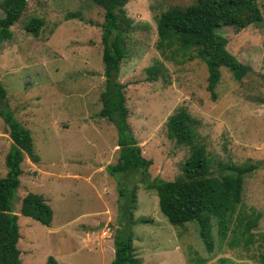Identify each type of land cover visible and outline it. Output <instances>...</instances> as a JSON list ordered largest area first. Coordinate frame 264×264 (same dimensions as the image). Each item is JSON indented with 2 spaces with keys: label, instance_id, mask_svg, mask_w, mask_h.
Listing matches in <instances>:
<instances>
[{
  "label": "rangeland",
  "instance_id": "374dc122",
  "mask_svg": "<svg viewBox=\"0 0 264 264\" xmlns=\"http://www.w3.org/2000/svg\"><path fill=\"white\" fill-rule=\"evenodd\" d=\"M195 0H129L124 6L132 18L125 33L127 58L118 80L125 88L128 122L141 154L151 164L150 179L173 180L182 174L189 146L178 144L167 133V118L185 106L196 122L195 142L205 146L213 164L256 163L243 179L242 201L221 239L212 222V249L198 235L195 221L172 225L162 214L153 189L138 183L133 226L135 254L140 264H261L264 248V0H256L262 21L243 29L221 26L227 49L250 71L240 80L220 67L215 100L206 89L205 63L188 59L177 45L160 50L156 24L170 7L185 8ZM79 11L80 17L65 18ZM44 24L39 36L27 32L31 17ZM103 9L92 0H28L12 38L0 43V82L15 119L32 134L40 156L33 163L26 155L19 176L17 199V247L23 264H46L53 256L58 264H109L114 256L113 229L118 227V186L131 182L132 174H111L108 165L118 159L117 132L106 118L97 117L104 86L101 44ZM186 52V53H185ZM159 62L161 73L148 81L145 68ZM25 110L26 113H25ZM11 139L0 117V177L6 173L5 155ZM67 174H75L69 176ZM139 182L138 178L135 183ZM43 193L53 210V226L79 229L64 233L49 229L19 213V198L26 192ZM252 209L262 212L252 229L255 241L244 244L238 217ZM104 223L97 230L96 220ZM30 220V221H26Z\"/></svg>",
  "mask_w": 264,
  "mask_h": 264
},
{
  "label": "trees",
  "instance_id": "16d2710c",
  "mask_svg": "<svg viewBox=\"0 0 264 264\" xmlns=\"http://www.w3.org/2000/svg\"><path fill=\"white\" fill-rule=\"evenodd\" d=\"M28 0H0V43L12 38L11 27L24 11ZM103 9L101 44L104 64V86L100 92L101 107L97 117L108 119L116 128L118 159L108 165L111 174H133L131 182L121 181L118 186V227L113 229L114 257L110 264H140L135 254L133 226L137 222L134 211L137 207L138 183L153 189L158 198L162 214L172 225H183L195 221L198 235L208 250L212 249V221H216L217 233L221 239L227 236L230 219L242 201L243 179L255 170L256 163L235 164L218 162L216 172L204 145L195 142L196 133L185 106H178L167 118L166 128L170 137L178 144L189 146V155L182 165V174L173 180L150 179L148 168L151 161L141 154L128 122L125 88L127 83L118 80L122 61L127 58L125 33L131 27L132 18L125 13L129 0H92ZM80 12H67L65 18L80 17ZM263 19L256 0H195L185 8L170 7L158 16L156 31L158 49H185L188 59H201L207 69L206 89L215 100L220 79V67H226L232 76L240 80L250 66L239 61L226 47L227 38L216 30L221 26L243 29ZM44 19L31 17L25 24L27 32L39 36ZM185 52V53H186ZM148 81L156 80L161 73V64L156 62L145 68ZM9 105L7 93L0 82V117L7 125L11 139L5 155L6 173L0 177V264H23L17 247L20 238L18 215L12 209V200L17 199L23 173L21 163L25 156L33 163L40 160L36 152L31 131L17 121L11 111H3ZM19 213L49 226L53 210L42 194L27 192L19 198ZM262 212L252 209L238 217L237 225L243 228L244 244L247 247L255 241L252 229L258 225ZM264 242V234L260 236ZM264 264V248L258 256ZM46 264H58L48 256Z\"/></svg>",
  "mask_w": 264,
  "mask_h": 264
},
{
  "label": "crops",
  "instance_id": "0c3cea01",
  "mask_svg": "<svg viewBox=\"0 0 264 264\" xmlns=\"http://www.w3.org/2000/svg\"><path fill=\"white\" fill-rule=\"evenodd\" d=\"M24 111H25V113H26L27 110L24 109ZM67 175H69V176H74L75 174H73V175H72V174H67ZM28 192H29V191H28ZM26 193H27V192H26ZM26 193H25V194H26ZM38 193H39V194H42V195L45 197V199L47 200L48 203L50 202L49 199H48L43 193H40V192H38ZM25 194H24V195H25ZM24 195H22V196H20V197L22 198ZM18 215H19V214H18ZM25 217H26V216H25ZM33 220H34V219H33ZM26 221H30V220H26ZM35 221H36V220H35ZM53 223H54V222H53V218H52V221H51L50 225L47 226V227H49V229H55V230H58L59 233H61V234L65 232V231L62 230V227H65L68 231H70L71 228H72V229L75 228V229L78 230V229H79V226L81 225V224H76V225L73 226V227H69L67 224H65V225H64V224H61V225H59V226H55V227H54V226H53V225H54ZM99 223H101V222H100L99 219H97V220H96V224H99ZM42 225H43V224H42ZM44 226H46V225H44ZM113 248H114V247H113ZM113 257H114V256H113ZM110 262H111V261H110ZM109 264H110V263H109Z\"/></svg>",
  "mask_w": 264,
  "mask_h": 264
},
{
  "label": "water",
  "instance_id": "95a60500",
  "mask_svg": "<svg viewBox=\"0 0 264 264\" xmlns=\"http://www.w3.org/2000/svg\"><path fill=\"white\" fill-rule=\"evenodd\" d=\"M104 225V223H99L95 228H93V230H97L98 228H100L101 226H103Z\"/></svg>",
  "mask_w": 264,
  "mask_h": 264
}]
</instances>
